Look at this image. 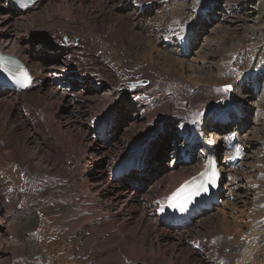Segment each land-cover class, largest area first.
<instances>
[{
  "label": "rangeland",
  "instance_id": "rangeland-1",
  "mask_svg": "<svg viewBox=\"0 0 264 264\" xmlns=\"http://www.w3.org/2000/svg\"><path fill=\"white\" fill-rule=\"evenodd\" d=\"M58 1L53 5L54 14L52 17H56L55 15H57V17L65 23L73 22L84 28L83 34L87 43L89 42L90 51L97 54L100 61L116 75L114 82L113 79L104 81L101 71L97 68H93V71L99 74L100 79L106 86L101 85L100 88L102 89L100 91L88 93L85 96L93 98V100L96 101L102 100V120H106L114 125L116 128L115 131L118 132L116 136V138H118L117 142L124 143L127 141L125 143L127 146V144L130 145L133 140L145 134L146 131L144 130L140 131L139 134L136 133L133 135L135 128L139 127L138 124L134 126L131 119V115L135 112H143L144 116H151V122H149L151 123L150 128L152 129L156 126L155 134L152 138V140H154L163 135L161 127L164 122V117L170 116V118H175L181 116V114L186 115L188 113V108L194 104L200 106L197 112L204 114L203 117L204 120L207 121V124H210L211 127H224L221 131L219 129L215 131L222 140H228L229 137H234L236 134H239L237 130L238 124L235 119L238 106L234 98L237 96L233 93H224L222 87L225 85H234L238 77L248 71L246 55L258 41V35L250 34L248 28L253 23L251 20L258 17L259 0H247V5L244 8L247 10L248 7L247 11H250V14L247 16L249 21L246 23L237 18L245 16L243 15L244 11H242L245 5L244 2L230 0V6L228 7H230L233 14H230V16L224 19L220 24L215 21V19H212L207 28H205V24L209 20L205 18V15L211 18H217L215 14H218L219 8L226 9L223 3L224 0H182L185 2L182 5L184 8L183 12H180L182 14L175 10L171 0H127L125 6L126 12L139 15L146 14L145 16L153 14V16L158 18V22L162 23L161 27H158L156 19L147 20L155 24L154 28L161 31V33L155 37L156 41L160 40L158 44L162 45L163 42L166 41V38L170 36L172 39H170L166 45L174 50H179V56L185 55L186 57L184 58L187 64H190L189 60L194 58L191 51L195 48L191 47V45L189 47L190 41L195 39L194 46L203 45L201 50L202 53L198 55V62L194 61V63H191L194 66H199L201 70L204 69L202 72L206 74L196 83H194L191 78H186L185 80V77H180L179 74L178 76L176 72H172L160 62L151 61L147 56L143 55L144 49L140 48L139 44H141V42L137 39L140 37H138V35L131 39H127L128 36H126V42H130V44L134 46L131 47L132 50L129 49L135 53V55H127L128 57L131 56L129 59L125 60L118 50L107 49L105 51L102 41L99 40V37L96 36L97 34L91 29V26L97 25V20H100L97 15L102 14V11L105 13L102 4L84 2L80 5L79 3L72 5L69 3V0ZM210 14H212V16H210ZM104 16L108 18L109 14L105 13ZM47 20L46 18L41 19L40 17L38 22L23 20V22L19 24L18 29L23 31L28 30L32 42L40 40V37L44 36V38L51 43L57 44L63 42L66 45L68 41L61 34L68 28L77 29V26H66V24H55L51 26L52 23L50 20ZM154 21L155 23H153ZM53 27H55L54 29L56 30L55 36L52 34ZM96 28L99 29L98 27ZM181 29H183V31H181ZM71 31L72 30L66 32L70 33ZM178 36H182L183 38H177ZM143 37L147 38L148 35L145 34ZM54 38L56 41H53ZM78 42L81 41L73 37L72 46H75ZM239 42H244V48L242 53L236 56V61L231 62L230 60L234 55V52L231 54V49L232 51L236 50L237 45L240 44ZM233 43H236V47L232 45ZM135 45L141 49V51L135 52L137 48ZM143 46L144 45L141 47ZM188 47L189 49H187ZM87 48L86 44V47L81 46L79 49L82 52ZM226 53H229V56L231 54L227 62L224 61V55ZM152 54H154V52ZM40 56H42V54ZM258 56L264 59L263 51H259ZM72 59L75 60V57H72ZM263 59L260 61H263ZM204 62L208 63L206 68L202 66ZM222 71L223 73L221 74ZM98 74L94 75L95 78H92L99 79ZM142 80L148 81L147 87L135 88L133 89L134 91H129L130 88L128 85L130 83H136ZM187 80L190 83L187 82ZM35 82L36 80L34 83ZM216 83L218 84L216 85ZM212 87H215L217 91L215 97H212L208 93L209 89ZM118 93H121V95ZM25 96L26 94L24 96L20 95L22 98H26ZM48 96L49 95L42 93L38 104L32 107H26L22 117L16 115L15 111L11 110L10 106H0V128L3 126L1 130L2 133H4L3 138H1L3 141L0 139L3 142L1 147L2 149L4 148L3 150L6 155L9 154L7 155L8 159L4 162L5 166L7 164L10 167V169L8 168V172H12L13 176L12 179V176H10L11 174L9 175V178H11L10 181H7L9 182L7 186L11 184L12 186H20L17 189H11L10 187L3 188L0 192V264H64V261L61 260L64 259L61 254L64 246L63 243L74 245L75 254L77 255L75 261L80 262L81 260L82 262L79 264H198V262L194 261V244L203 247L207 245L213 246L217 255L220 258L223 257L225 264H236L237 261L240 264H244L245 262H250L252 257L258 258L259 254L262 253L259 248L260 245L259 247L253 248H246V246H243L247 245L249 242H251L253 246H258V243L262 242L261 237L264 235L260 231V229L264 227V163L252 166L258 158L252 160L251 164L248 163L246 168H242L243 174L249 173L253 179L250 187L245 182H242V186L249 194L248 202H250V204L245 205L244 211L246 210L248 212L245 211L244 215H251L250 218L247 219L242 214V209H240L241 211L237 210L236 213L233 211H224L223 217L225 221L220 223L223 217L218 218L219 221L216 223H220L218 228L215 227V221L207 219L201 226V234L199 233L196 236L193 235L190 237V240L194 244H188L182 250H175L173 247L167 246V243L161 237V229L154 226V221H149L141 205L130 206V216H116L114 212L117 208L115 209V207H111L110 205L106 206L103 195L99 197L102 202H86L85 198L89 199L87 192H85L88 189V185L85 184L86 180L89 178L90 172L96 174L98 169H100L97 165L92 166V164H90L92 159L88 160L87 157L85 158V154L88 156L89 152H91V148L86 143L87 132L91 129L101 128L98 123V126L92 123L96 116H94V110L97 111V109H94L93 103H90L88 104L90 105L88 112L79 113L78 109L74 108V106H70V109L66 106L63 107L59 104L57 99H51ZM228 96L233 98L231 99ZM252 102L254 103V101ZM41 109L44 110V112L50 109V115L44 118L42 116L41 119L34 118L33 115L36 116V112ZM58 110L59 113L56 114ZM169 110L172 111V113L169 112ZM68 112L71 113V117L67 115ZM241 112L239 118L245 119L247 114L243 111ZM97 113L102 115L99 110ZM13 116H17V120L14 119L15 117ZM26 116L34 123L38 124L45 122L50 126L48 131L53 134L51 135L48 133L52 137L50 141H57L58 144H46L47 146L43 143L34 144L33 141L30 140L32 130L24 122L23 117ZM51 118H53V122H51ZM225 120H227V124L223 125L222 121ZM249 120L250 122L252 120L254 123H247L245 132L240 136L246 134V141L250 140L253 141V145L257 144L255 148H252V154L258 155L259 157L260 150H262L263 153L261 157H263L264 110L263 112H258L257 117L252 115L249 117ZM68 122H72L71 127L66 125ZM21 123H23V125ZM53 125H58L59 129H55ZM126 129H128L127 132L124 131ZM178 129L175 128V132L178 135L177 141L179 142L182 140L185 130H183V126L180 130ZM202 130L203 129L200 128V132ZM188 133L190 134V132ZM6 138L9 140L6 141ZM172 140L173 139H167L168 147L174 145ZM232 144L233 147L228 150V153L231 154V161L234 163L235 161H233V159L236 155L234 147L236 146V140L231 141L229 146ZM33 145L35 148H31ZM141 145L146 148L148 143H141ZM53 148L68 153V156L64 159L66 162L69 161V159L74 160L77 158V164L65 166L64 163L61 166L58 165L52 153ZM117 151L120 152L119 150ZM175 151L180 154V150L175 149ZM22 156L25 157L22 158ZM184 156L186 155H182V158H184ZM123 157L124 154L122 155V158ZM140 159L141 158L138 157L132 158V160H134L133 162H138ZM113 160L114 162L119 161V155L118 157L113 156L110 158V161ZM249 167H251V169H249ZM104 176L105 178H109V171H107ZM16 178L18 181H14L17 180ZM159 179L158 176H155L150 179V181L147 180L148 182L144 183V187L147 188L150 182ZM11 180H13V182H11ZM5 186L6 185H3V187ZM125 186H129V184L126 183ZM115 187L116 186H114V189ZM116 189H119V187H116ZM18 190L19 192H17ZM164 194L165 190L162 189L158 197L163 199ZM228 201L230 202V199H228ZM160 207L161 202L159 203V211ZM228 212H231V214ZM239 212H241L244 217H242ZM99 214L107 217L104 221L106 225L103 229L107 228L106 226L109 225L114 230H117V235H120L119 237L123 241H135L137 248L135 249V247H131L129 244L128 246L126 244L125 247H121L122 249L118 246L114 251H111L109 246H102V244L94 247H87L84 245L80 248L78 242L77 244L75 242L77 238H79L78 235L82 232L83 236V232L87 228L76 230L74 226H71V229L75 230H72L69 234L73 238H76L73 240L75 242L70 241L71 238H67V240L64 237L65 233H67V230H64V228L69 222L72 223L77 219L82 220L84 217L85 227H90L93 220H95ZM233 219L239 221V227L237 224V226L233 224ZM138 223H141L139 227L136 226ZM212 223L214 224L213 226L211 225ZM208 227L210 228L208 229ZM189 230L191 229L186 228L185 231L181 232L184 233ZM95 232L96 236L98 235L97 238L102 241L105 234L103 235L97 230ZM247 232L250 234L258 233V238H248L246 236ZM86 237L89 236L86 235ZM83 240L84 239L81 240V245H83ZM240 251L242 253L243 251L249 253L248 261L244 260L240 255ZM67 253L71 256L70 251H67ZM117 253L118 256L116 255ZM4 259L5 261L3 262ZM260 260L261 257H259L258 261ZM256 262L257 260L251 263Z\"/></svg>",
  "mask_w": 264,
  "mask_h": 264
},
{
  "label": "bare ground",
  "instance_id": "bare-ground-1",
  "mask_svg": "<svg viewBox=\"0 0 264 264\" xmlns=\"http://www.w3.org/2000/svg\"><path fill=\"white\" fill-rule=\"evenodd\" d=\"M57 1L58 0H41L38 1L31 9L27 10L25 13L15 14L14 13L15 10L9 7L7 0H0V50L4 53L15 55L17 58H20L24 62V64L28 67L30 75L33 79L32 84L30 85L28 90L23 94H12L6 91H0V106L1 107L10 106L11 110H14L16 115L22 117L26 107H32L38 104L39 99L42 96V93L49 95L48 97H50L51 99H57L59 104L63 107L66 106L70 109L71 108L70 106H74V108L78 109L79 113L88 112L89 111L88 109L90 108V105L88 104L93 103L95 107L94 109H97V111L99 110V112L102 115H99L97 111L94 110V116L95 115L96 116L94 117L92 123L95 126H98L97 125L98 123L99 126H101V128L91 129L90 131L87 132V134L85 133L86 143L91 148V152H89L88 156H86L87 154H85V158L87 157L88 160L92 159L90 164H92V166L97 165L100 169H98L96 174L90 172V175L88 176L89 178H87L86 180L85 184L88 185V189L85 192H87V196L89 197V199L85 198L86 202H91V203H98L100 201L102 202V200L99 197L103 195L104 197L103 199L105 201L104 203L106 206L110 205L111 207H115V209L117 208V210L114 212L116 216L117 215L130 216L131 214L130 206L141 205L149 221L150 220L154 221V226L161 229L162 231L161 237L167 243V246L169 245L173 247L175 250H182L186 245L194 244L190 240V237H192L193 235L196 236L199 233L201 234L202 231L201 226L207 219H211L215 221L214 222L215 227L218 228L220 223L225 221L223 217V213H225L224 211H233L234 213H236L237 210L242 209L243 210L242 214L244 215V212L246 211V210L244 211L245 205L250 204V202H248L249 194L242 186V182H245L250 187V184L252 183L253 179L249 173L243 174L242 168L243 167L246 168L248 166V163L251 164V161L256 158L258 159L255 160L252 166H256L264 163V156L261 157L263 153L262 150H260L259 157L258 155L252 154L253 153L252 148L253 147L255 148L257 144L253 145V141L250 140L246 141L245 140L247 139L246 134L244 136H240L242 133L245 132L247 123L249 124L254 123L252 120L250 122L249 117H251L252 115L257 117V113L263 112L264 110V59L261 56H258L259 51H263L264 53V0H259L258 4L260 6L258 10V17L251 20L253 23L248 28L250 34L258 35V41L256 42V45L246 55L248 71L240 75L238 77V80L234 82L233 85L234 90L232 92L235 96H237L236 98H234L236 99L235 103L238 106L235 119L238 124L237 130L239 134H236L234 137H231V140L229 139L222 140L219 137L218 133H216L215 131H218V129L221 131V129L223 130L224 127L221 126L220 128L216 126L211 127L210 124H207V121L204 120V117L202 120H200V122L194 123V119H196L199 116V114H201L200 112H197L200 106H196L194 104L188 108L187 110L188 113L186 115L181 114V116L175 118H170V116L164 117L163 118L164 122L161 127V130H163V135L157 137L154 140H152V138L153 135L155 134L156 126L152 129L150 128L151 123L149 122H151V116L148 115L144 116L143 112L141 113L135 112L134 114L131 115V119L133 125L135 126V124H138L139 127L135 128L133 135L136 133L139 134L140 131H144V130L146 132L143 136L141 135L135 140H133L130 143V145L127 144V146L125 145L127 141L124 143L117 142L118 138H116V136L118 135V132L115 131L116 128L114 127V125L112 123L107 122L106 120H102L103 118V104H101L102 100L96 101L93 100V98H89L85 96L88 93L100 91L102 89L100 88L101 85L106 86L105 83L100 79L99 74L93 71V68L94 69L97 68L99 71H101L104 81H107L108 79H113L114 82L116 75H114L109 70V68L100 61L97 54H94L90 51L89 49L90 46L88 45L89 42L87 43L86 38L83 34L84 28L78 26V24L73 22L65 23L63 20L57 17V15H55L56 17H52V15L54 14L53 5H55V2ZM236 1L237 2L243 1L245 4L243 8L246 7L248 2L247 0H236ZM84 2H96L98 4H102L103 8L105 9V13L109 14L108 18L104 16L105 13L103 11L102 14L97 15L100 18V20H97L98 22L97 25L101 27L97 25L91 26V29L97 34L95 35L98 36L99 40L102 41V45L104 46L105 51L107 49L118 50L119 53L122 54L125 60L129 59L131 56L128 57L127 55H135V53L131 51L132 50L131 47L134 46L131 45L130 42L129 43L126 42V36H128L127 39H131L133 37H137L138 35V37L139 36L140 37L137 39L141 42V44H139L140 48L144 49L143 55L147 56L151 61L160 62L163 66L168 67L172 72H176L177 75L179 74L180 77L181 76L185 77V80L186 78L188 79L191 78L194 81V83L198 82L205 74L202 72V70L204 69L201 70L199 66L196 65L194 66L191 64L194 63V61L198 62L199 59L198 55L202 53L201 50L203 45L194 46L195 39L190 41L189 47L191 45V47L195 48L193 50L191 49L192 50L191 53H193L194 58L189 60L190 64H187L184 58L186 57L185 55L179 56L178 55L179 50H174L170 46L166 45L169 42V40L172 39L170 36L166 38V41L163 42L162 45L158 44V41L160 40L156 41L155 37L159 35L161 31L157 28H154L155 24H152L151 21H147V20L156 19L158 27H161L162 23L158 22L157 20L158 18L153 16V14L149 16H145L146 14L139 15L136 13L126 12L125 6L127 4V0H69V3L72 5L76 3H79L80 5ZM230 2H231L230 0H224L223 3L226 9L219 8L218 14H215L217 15V18H211L205 15V18L209 20L205 24L206 25L205 28H207L208 24L212 19H215V21H217L220 24L224 19H227V17H229L230 14H233V12L230 10V7H228L230 6L229 4ZM171 3L174 5L175 10L178 11V13L183 12L184 8L182 7V5L185 2H183L182 0H171ZM247 10L246 8L242 10L244 11L243 14L245 15L244 17H237L239 18V20L241 19L242 22L245 23L249 21L247 19V16L250 14V11ZM210 16H212V14H210ZM39 17L41 19L46 18L50 20V22L52 23L51 26L55 24L58 25L66 24V26L75 25L77 26V29L68 28L69 30H72L70 33L66 32L69 31L67 29L65 32L61 34L65 37L66 40H68V43L66 45L63 42L57 44L51 43L50 41H47L44 38V36L40 37L41 38L40 40L32 42L29 36L30 32L28 30H24V31L19 30L18 29L19 24H21L23 20L24 21L32 20V22L33 21L38 22ZM153 23H155V21ZM96 27H98L99 29H97ZM54 28L55 27H53L52 29V34L55 36L56 30ZM145 34L148 35L147 38L143 37ZM72 36L78 38V40H80L81 42H78L75 46H72V41H73ZM53 41H56L55 38L53 39ZM86 44L88 48L84 49L81 52L79 48L81 46L86 47ZM142 45L144 46L141 47ZM232 45H235L236 47V43H233ZM189 47L187 49H189ZM237 48L234 51H232L231 49V54L234 52L233 58H231L230 60L231 62H235L236 56L242 53V50L244 48V42L237 45ZM138 51H141V49L137 47L135 49V52ZM153 52L154 54H152ZM41 54L43 57L40 56ZM230 56L229 53H226L224 55V61L227 62L228 57L230 59ZM72 57H75V60H73ZM262 59L263 61H260ZM207 64H208L207 62H204L202 63V66L206 68V66H208ZM222 73L223 71L221 72V74ZM97 74L99 79H93L92 77H94V75ZM35 80L36 82L34 83ZM187 82L189 81L187 80ZM217 84L218 83H216V85ZM129 91L132 92L134 90H129ZM208 93L212 97H215L217 94L216 88L212 87L211 89H209ZM25 94H26L25 96L26 98L20 97V95L24 96ZM118 94L121 95V93ZM228 97L231 99L233 98L230 96ZM252 101H254V103ZM49 111L50 109L46 112H44V110L41 109L38 112H36V116L33 115V117L36 119L38 118L41 119V117L43 116L44 118L45 116L50 115ZM241 111L247 114L245 119L239 118V116L242 113ZM169 112L172 113V111L170 110ZM58 113L59 110L57 111L56 114ZM67 115L71 117L70 112H68ZM16 118L17 116L14 119ZM23 118L25 124L28 125L29 128L32 130L30 140L33 141L34 144L43 143L44 145L46 144L52 145L54 143H57V141H50L52 139L51 135L53 134H51L48 131L50 126H48L45 122L37 124L34 123L28 116ZM53 118H51V122H53ZM21 124L23 125V123ZM222 124L226 125L227 120L222 121ZM66 125L71 127L72 122H68ZM182 126H183V130L185 131L182 140L178 142L177 141L178 135L175 132V128L176 129L179 128L178 130H180ZM2 127L3 126H1V128ZM53 127L57 130L59 129L58 125L56 126L53 125ZM1 128H0V139L3 138V134H4L2 133ZM200 128H202L203 130L200 132L201 135L199 136ZM127 130L128 129L124 131L127 132ZM188 132H190V134ZM48 133L51 135H49ZM167 139L168 140L173 139L172 143L174 145L168 147ZM1 140L3 141V139ZM1 140H0V192L3 188L10 187L11 189H17L18 187H20V186L18 187L12 186V184L7 186V184L9 183L7 181H10L11 178V177L9 178V175L11 174L10 176H12V172L10 171L8 172L10 167L7 164L5 166L4 161L8 159L7 155L9 154L6 155V153L3 150L4 148L2 149L1 145H3V142ZM8 140L9 139L6 138V141ZM233 140H236V146L234 147L236 154L235 158L233 159V161H235L234 163H232L231 161V154L228 153V150L232 149L233 147V144L229 146L231 141ZM145 142L148 143V146L146 148L142 147L141 145V143H145ZM31 148H35V146L34 145L33 147L31 146ZM175 149L180 150V154L179 152L176 153ZM237 149H239V152H237ZM117 150H119L120 152H118ZM207 151L214 152L217 158L219 181L217 184V190L215 191V195H214L215 201L213 203L210 202L206 204L205 208H203V212L201 213V215L198 217L197 220H195L194 218L190 220L189 223L191 224L188 228H190L191 230L182 233L181 231H185V230H172L166 228L162 222V216L159 211V203L162 200L158 197L160 191L162 189L165 190V194L162 200V202H164L171 193L176 191L189 178L197 175L203 169L202 156ZM52 153L54 154V157L56 158V161L60 166L63 165L64 163L65 166L77 164V158L74 160L69 159L70 163L69 161L67 162L64 161V159L68 156V153L63 152L60 149L53 148ZM123 154L124 157L122 158ZM118 155H119V161L117 162L116 161L114 162V160L110 161V158H112L113 156L118 157ZM182 155H186V156L182 158ZM23 157L25 156H22V158ZM135 157L141 158L139 160L140 165L137 167L136 173H134V175L128 176L127 178L121 179L118 176L119 173L117 171L121 168H127V170L132 171L133 167H131L132 166L131 160L132 158L134 159ZM249 169H251V167H249ZM107 171H109V178H105L104 176V174ZM155 176H158L160 179L150 182V185H148L147 188H145L144 183L150 181V179L154 178ZM14 181H18V179ZM11 182H13V180H11ZM126 183H128L129 186L126 187L125 186ZM3 185L6 186L3 187ZM114 186L119 187V189H116V187L114 189ZM17 192H19V190ZM228 199H230L231 203L228 201ZM239 213L241 214V212ZM229 214H231V212ZM243 215L242 217L245 216L247 219L250 218L251 216V215H244V216ZM220 217H223L222 221L216 224L217 221H219L218 218ZM106 218H107L106 216H103L101 214L97 215L96 219L93 220V223L91 224L90 227H85L84 217L82 220L77 219L72 223L69 222L67 225L65 224L66 226L64 225L65 228L63 227L64 230H67V233H65L64 237L66 239L71 238L72 240L70 239V241L76 239L69 234V232L75 230V229H71V226H74L76 230L77 229L80 230L81 228H87L83 232V236L81 232L80 235H78L79 238H77L76 242L73 241L76 244L78 242L80 248L84 245L87 247H94L96 245L99 246L100 244H102V246H109L110 250L114 251L115 249H117L118 246L119 248H121V247H125L126 244L127 246L129 244L131 247H135L136 249L137 245L135 241L133 240L123 241L119 237L120 235H117V230H114L109 225L106 226L107 228L103 229L104 226L106 225L104 222ZM232 222L234 225L237 224L238 227L240 226V224H238L239 221H236V219H233ZM214 224L212 223L211 225L213 226ZM140 225L141 223H138L136 226L139 227ZM209 228L210 227H208V229ZM96 230L100 231V233H102L103 235L105 234V237L102 239V241H100L101 239L99 240L97 238L98 235L96 236V232H95ZM260 231L262 232V234H264V227H262ZM86 235H88L89 237H86ZM246 236L248 238H258V233L250 234L249 232H247ZM82 239H84L83 245H81ZM261 240L262 242L258 243V246H253L251 242H249L247 245H243L246 246V248L259 247L260 245L259 248L262 251V253L259 254V257H261L260 261H258L259 257L258 258L252 257L250 262H245L244 264H264V235L261 237ZM63 244L64 246L62 248L63 251L61 252V254L63 255L64 259L61 260L64 261V264L82 263L81 260L80 262L75 261V257L77 255L75 254L74 245L66 244V243ZM194 245H195L194 261L198 262V264H225L223 257L220 258L217 255V252L214 250L213 246L207 245L206 247H203V246H196V244ZM67 251H70L71 256L67 253ZM240 253H241L240 255L244 258V260L248 261L249 253L246 251H243V253L240 251ZM116 255L118 256V253ZM255 260H257L256 263H251L254 262ZM4 261L5 259L3 260V262ZM236 264H240V263L237 261Z\"/></svg>",
  "mask_w": 264,
  "mask_h": 264
},
{
  "label": "snow or ice",
  "instance_id": "snow-or-ice-1",
  "mask_svg": "<svg viewBox=\"0 0 264 264\" xmlns=\"http://www.w3.org/2000/svg\"><path fill=\"white\" fill-rule=\"evenodd\" d=\"M183 31V29H181ZM177 38L182 39V36ZM0 74L5 75L13 83L21 88H28L31 83L28 72L21 66L17 65L14 61H6L0 58ZM234 90L233 85H225L222 89L224 93H231ZM203 113L194 119V123L200 122L203 119ZM231 140V137H229ZM239 152V149H237ZM217 173L215 171L202 172L198 177H193L191 181L182 185L175 193L168 197L167 207L174 211L183 213L187 210L188 206L201 195H206L210 188L216 186ZM163 211V209H161Z\"/></svg>",
  "mask_w": 264,
  "mask_h": 264
},
{
  "label": "water",
  "instance_id": "water-1",
  "mask_svg": "<svg viewBox=\"0 0 264 264\" xmlns=\"http://www.w3.org/2000/svg\"><path fill=\"white\" fill-rule=\"evenodd\" d=\"M146 85H148V82L147 81H142V82H138V83H131L128 86L133 89V88H136V87H141V86H146ZM137 264H141V263H137Z\"/></svg>",
  "mask_w": 264,
  "mask_h": 264
}]
</instances>
